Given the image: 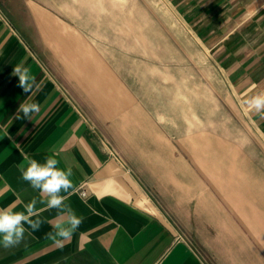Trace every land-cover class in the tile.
<instances>
[{"label":"crops","instance_id":"obj_1","mask_svg":"<svg viewBox=\"0 0 264 264\" xmlns=\"http://www.w3.org/2000/svg\"><path fill=\"white\" fill-rule=\"evenodd\" d=\"M170 1L221 71L228 88L224 101L233 95L264 139V112H248L244 105L264 93V0ZM16 66L29 68L35 77L39 87L32 95L18 86ZM74 79L68 78L82 84ZM114 83L120 86L117 79ZM67 86V79L55 77L0 12V208L23 210L32 199H41L21 178L22 154L41 162L55 156L60 168L72 170L74 187L65 204L83 219L71 239L58 246L47 236L55 231L51 222L57 210L44 211L40 229H27L18 246L0 244V264H210L189 236L208 222L209 208L210 216L215 209L225 222L222 227L216 221L217 228L230 237L234 232L235 248L228 249L232 262L264 264V180L239 170L237 152L198 140L197 145H117L114 133L99 124L102 118L88 114ZM125 96L121 106L138 105L131 92ZM21 103H37L39 112L25 118L18 112ZM137 149L142 157L132 152ZM165 149L172 151L171 163L158 160V151ZM209 151H217V162ZM150 166L164 176L150 178Z\"/></svg>","mask_w":264,"mask_h":264},{"label":"rangeland","instance_id":"obj_2","mask_svg":"<svg viewBox=\"0 0 264 264\" xmlns=\"http://www.w3.org/2000/svg\"><path fill=\"white\" fill-rule=\"evenodd\" d=\"M0 12L44 66L67 79L76 102L102 118L99 124L114 133L117 145H229L239 170L264 180V139L233 95L224 101L228 88L221 71L170 0H0ZM78 77L81 85L68 80ZM129 92L138 105L127 110L121 104ZM132 152L142 157L140 149ZM158 152V160L171 163L172 151ZM211 152L213 159L219 155ZM149 169L150 178L164 176L156 166ZM210 212L189 236L210 264H234L228 252L235 248L234 232L230 237L217 228L216 221L222 227L225 222L215 209Z\"/></svg>","mask_w":264,"mask_h":264},{"label":"clouds","instance_id":"obj_3","mask_svg":"<svg viewBox=\"0 0 264 264\" xmlns=\"http://www.w3.org/2000/svg\"><path fill=\"white\" fill-rule=\"evenodd\" d=\"M13 74L19 77L18 86L25 93L32 95L34 86L39 87L38 84H35V77L30 75L29 68L16 66ZM244 105L248 112L256 114L264 112V93L246 99ZM18 112H22L25 118H30L31 113L39 112V105L37 103H21ZM22 155L25 163L19 166L21 178L41 194V199L39 201L32 199L23 206V210H16L15 205L0 208V244L5 249L18 246L24 240L27 229L32 231L40 229L42 225L41 213L56 209L57 215L51 222L55 231L49 232L47 236L53 243L63 246L83 222L82 217L77 216L65 204L68 196L72 194L70 190L74 187L70 179L72 170L60 168L59 160L55 156H48L41 162L27 154ZM38 203L44 207L37 208Z\"/></svg>","mask_w":264,"mask_h":264},{"label":"built area","instance_id":"obj_4","mask_svg":"<svg viewBox=\"0 0 264 264\" xmlns=\"http://www.w3.org/2000/svg\"><path fill=\"white\" fill-rule=\"evenodd\" d=\"M82 196H84V197L87 196V192L83 191Z\"/></svg>","mask_w":264,"mask_h":264}]
</instances>
